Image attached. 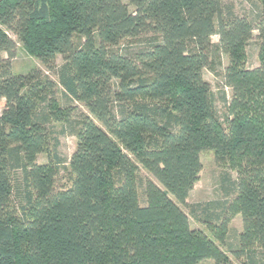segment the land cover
<instances>
[{
	"label": "trees",
	"instance_id": "trees-1",
	"mask_svg": "<svg viewBox=\"0 0 264 264\" xmlns=\"http://www.w3.org/2000/svg\"><path fill=\"white\" fill-rule=\"evenodd\" d=\"M128 1L0 0V264H232L218 243L237 215L232 253L251 258L257 246L264 256V16L254 23L223 0ZM255 30L260 65L249 68ZM9 32L90 113L73 130L68 189H55L50 130L72 124L74 108L40 69L13 72ZM144 34L145 46L119 49ZM213 35L229 58L226 123L203 77ZM206 149L238 174L235 198L205 219L214 238L180 206ZM41 153L48 162L38 163ZM140 167L156 179L145 205Z\"/></svg>",
	"mask_w": 264,
	"mask_h": 264
},
{
	"label": "rangeland",
	"instance_id": "rangeland-1",
	"mask_svg": "<svg viewBox=\"0 0 264 264\" xmlns=\"http://www.w3.org/2000/svg\"><path fill=\"white\" fill-rule=\"evenodd\" d=\"M129 3L128 0H123ZM226 7L233 10V12L241 17H246L254 23L264 16V6L257 0H223ZM133 9V6H130ZM10 36L17 41L16 56L12 60V70L15 74L28 73L33 69H40L42 73L56 83L55 94L60 104L64 107L72 106L74 113L72 117V124L62 125L53 122L54 126L50 130V153L52 161L57 164L58 172L55 179V189L65 190L71 187L73 174L71 173L69 163L71 157L76 149L77 138L73 133L76 123L80 121V114L90 115L88 109L83 104L77 101H69L64 96V88L59 84V78L55 71L48 70L39 59L29 54L18 38L10 33ZM151 35H141L135 38H125L122 40L119 49L122 47L139 48L145 46L149 42ZM212 43L214 47L209 63L203 69V77L209 83L212 91L213 101L215 103L220 119L226 123V116L228 114V104L230 100L231 89L225 85L224 73L229 58L218 50L219 36L213 35ZM261 40L259 32L254 31L252 38L249 40L247 50V66L249 68H256L260 65ZM191 46V44H190ZM63 57L58 55L55 61L56 69L63 64ZM2 107L0 106V113ZM57 154L58 158H55ZM202 169L200 171L199 179L196 182L185 204H180L181 208L188 214L193 228H198L206 232L209 236L214 238L205 219L212 217L214 214L220 212V206L231 202L236 196V184L238 174L235 170L230 169L227 165H220L215 159L213 150L206 149L200 154ZM38 163H46L49 161L48 153H41L38 155ZM58 162V163H57ZM156 179L146 169L140 167L139 170V200L142 205L147 203L146 197V181L148 179ZM209 204V205H208ZM207 206H209L207 208ZM207 208V210H206ZM242 219L240 215L233 218L230 223L228 235L225 243H218L222 250L226 251L232 261V264H264V256L259 247L254 248V254L251 258L248 255H243L237 258L232 249L239 244L238 236L242 230ZM200 264H215L212 259H204Z\"/></svg>",
	"mask_w": 264,
	"mask_h": 264
}]
</instances>
